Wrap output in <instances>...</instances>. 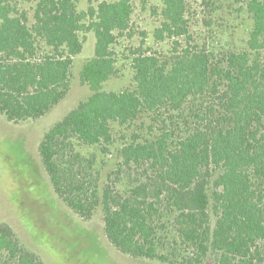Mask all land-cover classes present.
<instances>
[{
  "label": "trees",
  "instance_id": "1",
  "mask_svg": "<svg viewBox=\"0 0 264 264\" xmlns=\"http://www.w3.org/2000/svg\"><path fill=\"white\" fill-rule=\"evenodd\" d=\"M159 1L168 49H134L130 86L107 91L132 0H0V114L35 121L64 101L92 35L91 95L39 145L58 198L83 221L100 210L132 259L264 264V0L246 3V47L220 52L194 40L191 0ZM0 264L45 263L2 223Z\"/></svg>",
  "mask_w": 264,
  "mask_h": 264
},
{
  "label": "rangeland",
  "instance_id": "2",
  "mask_svg": "<svg viewBox=\"0 0 264 264\" xmlns=\"http://www.w3.org/2000/svg\"><path fill=\"white\" fill-rule=\"evenodd\" d=\"M247 2L191 0L188 19L194 40L218 52L244 49L252 29ZM132 3L131 28L117 47L120 78L106 84L107 91L130 86L129 63L134 49H168L166 43L153 38L160 23V1ZM94 46V37L88 35L84 53L74 61L67 97L46 116L15 124L0 114V224L10 225L21 243L45 264H160L132 259L113 248L105 236L100 210L89 221L75 215L54 192L40 159L39 145L45 135L91 95L89 88L81 84L79 74L83 64L93 57ZM204 264L214 263L208 260Z\"/></svg>",
  "mask_w": 264,
  "mask_h": 264
}]
</instances>
